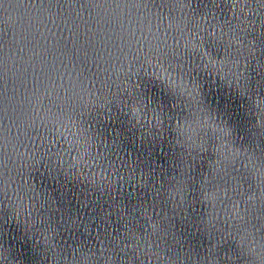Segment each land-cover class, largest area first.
<instances>
[{"label":"water","instance_id":"1","mask_svg":"<svg viewBox=\"0 0 264 264\" xmlns=\"http://www.w3.org/2000/svg\"><path fill=\"white\" fill-rule=\"evenodd\" d=\"M0 264H264V0H0Z\"/></svg>","mask_w":264,"mask_h":264}]
</instances>
